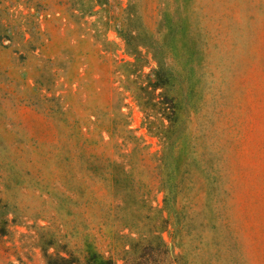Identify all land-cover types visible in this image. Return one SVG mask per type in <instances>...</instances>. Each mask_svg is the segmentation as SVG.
Masks as SVG:
<instances>
[{"label":"rangeland","instance_id":"rangeland-1","mask_svg":"<svg viewBox=\"0 0 264 264\" xmlns=\"http://www.w3.org/2000/svg\"><path fill=\"white\" fill-rule=\"evenodd\" d=\"M159 247L264 264V0H0V264Z\"/></svg>","mask_w":264,"mask_h":264},{"label":"trees","instance_id":"trees-1","mask_svg":"<svg viewBox=\"0 0 264 264\" xmlns=\"http://www.w3.org/2000/svg\"><path fill=\"white\" fill-rule=\"evenodd\" d=\"M163 245V244H161ZM164 246V245H163ZM125 253H127L125 251ZM155 257L151 259H146L144 257L142 258V261L138 259H134L132 262H128L125 259L123 260V264H166L165 260L162 259V256L167 254L166 250H161V248H156L154 251ZM48 264H119L117 260L113 259L112 257H105L103 254H100L99 252H88L86 256L83 257L82 260L80 259H74V258H65V257H59L57 260V263H53L48 260Z\"/></svg>","mask_w":264,"mask_h":264}]
</instances>
